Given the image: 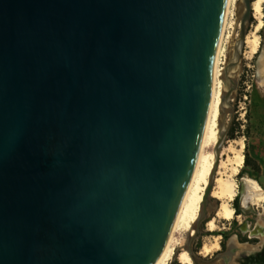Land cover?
Segmentation results:
<instances>
[{"label":"water","instance_id":"water-1","mask_svg":"<svg viewBox=\"0 0 264 264\" xmlns=\"http://www.w3.org/2000/svg\"><path fill=\"white\" fill-rule=\"evenodd\" d=\"M225 3L0 0V264L155 263L197 152ZM239 16L224 104L251 0Z\"/></svg>","mask_w":264,"mask_h":264},{"label":"bare ground","instance_id":"bare-ground-1","mask_svg":"<svg viewBox=\"0 0 264 264\" xmlns=\"http://www.w3.org/2000/svg\"><path fill=\"white\" fill-rule=\"evenodd\" d=\"M239 7L238 0H226L212 60L207 107L197 152L168 237L154 264H170L173 257L177 258L179 264H197L184 249L195 232L197 218L200 210H202L205 188L217 160L215 146L219 136L224 131L222 127L224 102L222 99L227 91V86L223 72L226 65L228 45L234 38L233 36H236V33L234 34L238 26L236 18L240 21ZM251 17L257 21V25L253 33L245 38V60L251 59L258 53L259 38L257 34L263 27L262 0L251 1ZM233 145H236L238 149L234 148ZM243 149L244 144L242 141H235L232 142L228 150L220 152L213 188L210 193L211 199L219 202V207L214 217L207 222V233L217 231L219 221H231L235 215L234 209L231 207V203L237 197L238 188L234 178L244 165ZM241 185L243 195L240 204L243 210H247L252 204L264 200V192L254 180L248 177L242 178ZM247 229L246 226L242 228L244 232ZM256 230V234L251 232V235L260 236L264 239V227H257ZM179 248L182 250L177 253ZM219 248V243L216 240L211 246H203L199 251V255L208 257L211 253L217 252ZM254 249L246 245H240L235 237L231 239L228 246V251L234 256L249 254Z\"/></svg>","mask_w":264,"mask_h":264},{"label":"rangeland","instance_id":"rangeland-1","mask_svg":"<svg viewBox=\"0 0 264 264\" xmlns=\"http://www.w3.org/2000/svg\"><path fill=\"white\" fill-rule=\"evenodd\" d=\"M238 3L240 6L241 1L238 0ZM262 13L263 27L257 34L259 38L258 53L251 59L245 60V46H243L240 64L237 68L236 88L229 99V103L224 104V127L226 128L228 124L230 126L221 148V151L225 152L232 145V142L242 141L244 144V149L242 150L244 159L245 156H248L249 164L252 166L256 165L259 169L255 172L245 167V165L240 169L238 175L234 178L238 187L237 203L235 201L231 203L233 209L237 206L239 215H234L231 221H219L217 223L218 229L213 233L206 232V225L214 217L219 207V202L209 197L204 215L198 224L197 235L192 241L193 254L199 259V261L194 260L197 264H242L249 254H240L238 256L231 254L228 251L231 239L235 237L240 245H246L252 247V249L259 247L263 240L260 236H252L251 232L257 227H264V200L252 204L247 210H243L240 204L243 195L242 178L248 177L254 180L264 192V0H262ZM236 20L238 22L234 32L236 36H233L234 38L228 45L225 64H227L230 54L233 52V46L239 38L240 21L238 18ZM256 25L257 21L251 17L246 27V36L253 33ZM232 134L235 138L234 140L230 139ZM234 148L238 149L236 145ZM243 226L248 228L245 232L242 230ZM216 240L220 246L217 252L211 253L208 257L199 255V251L203 246H211ZM181 250V248L177 249V253H180ZM170 264H179V262L176 257H173Z\"/></svg>","mask_w":264,"mask_h":264},{"label":"trees","instance_id":"trees-1","mask_svg":"<svg viewBox=\"0 0 264 264\" xmlns=\"http://www.w3.org/2000/svg\"><path fill=\"white\" fill-rule=\"evenodd\" d=\"M230 139L231 140H234L235 139L233 137V134L230 135ZM249 163H250V160H249L248 156H245V160H244L245 167H248V168L252 169L253 171L257 172L259 168L256 165L255 166H252ZM234 201L237 203V198H235ZM234 209H235V215H239V213L237 211V206H235ZM243 264H264V248L257 255L246 258L244 260V263Z\"/></svg>","mask_w":264,"mask_h":264},{"label":"flooded vegetation","instance_id":"flooded-vegetation-1","mask_svg":"<svg viewBox=\"0 0 264 264\" xmlns=\"http://www.w3.org/2000/svg\"><path fill=\"white\" fill-rule=\"evenodd\" d=\"M264 248V247H263ZM263 250V249H262ZM260 253V252H259ZM257 255V254H256ZM244 263V261L242 262V264Z\"/></svg>","mask_w":264,"mask_h":264}]
</instances>
